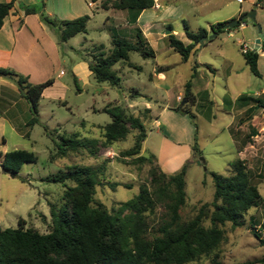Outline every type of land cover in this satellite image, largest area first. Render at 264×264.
Here are the masks:
<instances>
[{
	"label": "rangeland",
	"instance_id": "374dc122",
	"mask_svg": "<svg viewBox=\"0 0 264 264\" xmlns=\"http://www.w3.org/2000/svg\"><path fill=\"white\" fill-rule=\"evenodd\" d=\"M226 1L227 4L217 9L213 7L214 0H181L184 13L171 11L163 23V29L177 28L184 35V24L196 31L199 27L208 26V21L222 18L229 10L240 9L237 0ZM242 8L244 12L250 8L255 9L254 22L246 18L243 21L246 23L244 27L236 25L232 28L233 36L228 37L226 32H219L202 46L198 42L196 53H191L187 60H183L180 53L169 45L167 37L151 40L154 55H143L138 50H131L128 59H120L112 65L120 76L119 84L97 81L92 74H89L86 81L78 79L76 84L67 62L70 57L78 58L79 52H90L95 43H103L105 49H108L113 32L118 36L120 33L125 34L120 37L130 41L135 40L130 37L135 36V33L129 35L128 27L106 19L108 11L101 8L96 11L95 16L87 21V31L68 39L76 47L75 51L62 45L63 60L52 69L54 73L51 77L54 80L57 75L56 80L39 99L38 121L26 126L32 113L25 97L21 100L22 104H18L17 112L12 108L8 113L11 116L14 112L11 120L18 129L11 128L8 115L2 114L7 119L0 117V151L25 148L36 155L35 161L24 162L14 174L0 168V224L16 226L18 218L23 217L26 226L46 230L48 222H51L50 204L55 209L60 206L65 185L62 182L47 181L45 177L72 164L98 167L99 180L95 185L93 199L103 202L110 211L120 201L137 193L141 183L149 184V169L157 162H137L131 156L120 154L121 150L132 144L133 130L124 139L111 145L102 144V125L111 120L110 114L103 107L108 102L121 103L127 105L131 112L137 113L147 103L148 107L157 109L173 95L175 98L178 90H184V82L190 78L192 66L197 62L199 76L192 78V90L198 93V99L196 104L188 105L193 117L185 115L195 123L194 128L197 127L198 151L192 149V153L204 157L206 169H203L202 164H197L193 157L190 159L191 165L185 173L186 201L180 208V214L183 219H187L194 215L202 202L210 201L214 193L210 171L228 174L229 163L239 157L247 160L248 168L258 177L255 180L258 181L256 185L263 202L245 212L241 225L225 222L222 225L225 237L218 247L187 264H236L264 257V243L254 236L250 226L251 218L254 228L264 237V128L260 129L264 125V118H259V124L254 126L248 112L243 110L248 103L235 101L238 93L255 95L256 91L260 92L264 88V54L257 61L259 75L254 74L245 63L240 46L235 43L236 37L243 36L241 44L244 42L248 48L254 49L251 38L258 34L257 24H260L264 32V0L258 3L254 1L253 4L244 0ZM226 37L228 44L223 42ZM156 66H167L164 80L149 76ZM8 96L14 98L11 92ZM260 97L254 100L252 107L260 103L261 112L264 113V93ZM2 102L0 107L8 106ZM258 109L257 113L260 112ZM252 127L259 133L256 141L255 136L249 138L254 142L247 140ZM145 128L147 135L141 152H152L155 155L166 131L159 129V124L153 120L145 121ZM73 132L79 137H97L100 145L98 153L92 156L87 149H79L65 156L51 158V153L56 150L55 143L62 136H70ZM258 172H262L260 177L257 176ZM66 183L72 185L73 181L67 180ZM160 212L161 207H158L157 213Z\"/></svg>",
	"mask_w": 264,
	"mask_h": 264
},
{
	"label": "trees",
	"instance_id": "16d2710c",
	"mask_svg": "<svg viewBox=\"0 0 264 264\" xmlns=\"http://www.w3.org/2000/svg\"><path fill=\"white\" fill-rule=\"evenodd\" d=\"M154 3L155 0H101V7L141 10ZM43 4L44 1L40 0L39 5ZM12 6L13 0L0 1V27ZM22 8L25 13H39L44 23L56 28L60 42L87 31L86 24L90 18L87 13L70 19H58L45 14L34 4H23ZM231 20L211 24L210 31L218 34L240 24L224 27ZM169 29L171 31L166 35L168 43L180 53L183 60H187L191 53H196L199 37L209 32L205 27L193 31L184 24L185 35L190 40L185 43L172 32V27ZM135 37L134 41H130L113 35L108 49H105L103 43H95L90 52L84 54L88 68L97 81L119 84L120 76L112 65L120 59H128L131 50H138L143 55H154V50L140 28ZM261 48L264 50V40ZM242 54L250 70L259 75V52L249 48L242 51ZM197 66L198 63L195 62L190 78L184 82L181 99L175 106L176 110L190 117L194 114L188 105L197 102V96L192 90V78L197 74ZM0 75L16 83L20 94L29 102L32 115L26 121V126L38 121L39 99L43 89L53 82V78L31 82L26 74L7 66H0ZM72 76L77 84L76 75L72 73ZM242 97L243 95L240 98ZM254 108L256 104L251 106V111ZM103 110L110 114L111 120L102 125V144L111 145L124 139L133 130L132 144L121 150L120 154L124 157L131 156L137 162H157L158 165L149 169V184L141 183L137 193L120 201L110 211L103 202L93 199L95 185L99 180L98 167L72 164L47 175V181L62 182L65 185L60 206L55 209L50 204L51 222H48V228L44 231L32 225L26 226L23 217L18 218L16 226L0 224V264H187L202 255H208L218 247L225 237L222 226L225 222L241 225L245 212L263 202L256 185V176L248 168L247 160L239 157L229 163L228 174L210 171L214 181L212 199L202 202L193 216L183 219L180 208L186 201L185 173L191 165L190 160H185L176 170L168 171L158 163L154 153L141 152L147 135L145 121L151 118L149 107L145 106L135 113L127 105L108 102ZM196 133L197 127L192 144V149L197 152ZM256 133L252 127L247 140L253 141L249 138ZM55 145L56 150L51 153V158L65 156L79 149H87L95 156L100 148L97 137H79L75 132L70 136H62ZM35 160L34 152L25 148L0 151L2 171L17 172L24 162ZM261 174L262 172H258L257 176L260 177ZM67 180H72L73 184H67ZM158 207H161L159 214ZM250 226L254 236L264 243V237L254 228L251 218ZM258 261L264 262V257L236 264Z\"/></svg>",
	"mask_w": 264,
	"mask_h": 264
},
{
	"label": "crops",
	"instance_id": "0c3cea01",
	"mask_svg": "<svg viewBox=\"0 0 264 264\" xmlns=\"http://www.w3.org/2000/svg\"><path fill=\"white\" fill-rule=\"evenodd\" d=\"M39 1L40 0H13V6L8 14L4 16L3 23L0 27V66L11 67L23 74H26L31 82H39L51 77L54 73V70H52L53 67L56 64L58 65L60 61L63 60V57H61L63 54L61 50L62 45L73 50L76 49V47L68 41L69 38L74 37L76 34L69 37L67 40L60 42L58 40V32L56 28L44 23L37 12L25 13L22 8L23 4H34L45 14L58 19H70L87 13L90 15L88 21L95 16V12L100 10V8L105 9L108 11L105 15L106 19L108 18L110 21L118 22L117 25L119 26L128 27L129 35L136 33L137 29L140 28L150 46H152L151 40L156 41L161 38H166L168 33L167 30L165 31L163 29L165 28L163 23L167 17L171 15V11L175 13L178 10V14L184 13V11H182L181 0H155L153 6L142 8L141 10L116 7L103 8L101 7V0H43L44 4L42 6L39 5ZM243 1H237L240 4V9H231L227 12L228 14L222 18H215L212 21H208V26H205V28L209 31L208 34L211 33L210 26L214 23V21L235 19L239 17L240 14L244 12V8H242ZM248 1L251 4L254 3V0ZM223 4H227V1L214 0L213 7L218 9L223 6ZM117 25L112 26L115 27ZM244 25H246V23L240 22L238 26L239 28H242ZM232 28H228L220 33L226 32L228 37L233 36L234 30ZM172 32L185 43L190 41L185 35V32L184 35H181L180 31L173 27ZM241 33L244 35L243 31H241ZM113 35L118 34H115V32L111 33V38ZM123 35L125 34L120 33V36ZM257 36L258 34L254 37L256 38ZM130 37H134L135 39V36L131 35ZM242 38L243 36L236 37L235 43H237L240 48L241 41H244ZM255 38H251L253 48ZM210 39L211 38L205 40L204 44ZM227 40L228 39L226 37L223 42L227 43ZM263 40L264 37L262 41ZM256 50L259 52V56L264 54V50H262L261 45ZM67 62L71 72L76 75L77 80L83 79L86 81L88 79L91 71L88 68L87 61L84 59V52H79L78 58L70 57ZM156 67H158V69ZM156 67H154L153 73H150L149 76L151 78L155 77L158 80H164L166 77L165 69L167 66ZM60 71L63 72V70ZM198 72L199 69H197V74L195 76H199ZM55 77H57V75ZM55 77L52 83L55 82ZM48 87L49 85L43 89L41 96L45 94ZM10 92L14 95L13 99L8 96ZM193 92L196 96H198L197 92ZM262 93H264V88H262L260 92L256 91L255 95L238 93L237 96H235V101L248 103L243 110L246 113L248 112V116L250 115V120L254 126L259 124V118H264V113L261 112L260 108L261 104L258 103L255 110L251 111V106L255 103L254 100L261 98L260 94ZM182 94L183 91L178 90L175 94V98L173 95L164 104L159 105L157 109L149 107L151 115L150 120H153L155 124H159V129L166 131L161 138L155 155H157L156 160L158 163L161 166H165L168 171H174L179 168L185 160H190L192 157H196L192 153L195 131L194 123L191 122L187 115L182 114L175 109V106L178 104V101H180ZM242 95L243 97L240 98ZM22 98H24V96L20 94L16 83L0 75V104L3 103L2 100L6 103V105L8 104L6 107H0V117L7 119L8 117L3 116L2 114L8 115L12 108H14V112H17V109L19 108L18 104H22ZM146 107H148L147 103ZM258 107L260 109H258ZM256 109L260 110V112L258 111L259 113H257ZM14 112L11 116L8 115L9 123H11V128L14 127L18 129V127H16L11 120ZM261 122L262 120H260V123ZM263 128L264 125L260 127V129ZM254 136L256 141V138L259 137L258 131L252 137Z\"/></svg>",
	"mask_w": 264,
	"mask_h": 264
},
{
	"label": "water",
	"instance_id": "95a60500",
	"mask_svg": "<svg viewBox=\"0 0 264 264\" xmlns=\"http://www.w3.org/2000/svg\"><path fill=\"white\" fill-rule=\"evenodd\" d=\"M246 18H250L253 22L255 21V9H250L246 12H243L242 15H240L239 17L232 19L230 22L224 24V27H231L234 24H237L239 22H243ZM257 28H258V36L255 38V44H254V50H256L257 48L260 47V42L262 41L263 37H264V32L261 29L260 24H257ZM170 32V29H167V33ZM216 35V32H211L209 34L206 35H202L199 37L198 41H199V45L202 46L204 44V41L212 38ZM194 160L197 164H202L203 165V169H206V165H205V159L203 156H196L194 157ZM11 174H14V172L11 171Z\"/></svg>",
	"mask_w": 264,
	"mask_h": 264
},
{
	"label": "built area",
	"instance_id": "2783aa9c",
	"mask_svg": "<svg viewBox=\"0 0 264 264\" xmlns=\"http://www.w3.org/2000/svg\"><path fill=\"white\" fill-rule=\"evenodd\" d=\"M237 1H239V2H241V1H243V0H237ZM255 2L257 1V0H254ZM258 3V2H257ZM249 48L246 46V44L243 42L242 44H241V50L242 51H246V50H248Z\"/></svg>",
	"mask_w": 264,
	"mask_h": 264
}]
</instances>
